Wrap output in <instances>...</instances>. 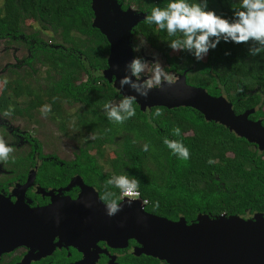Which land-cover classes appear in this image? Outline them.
Instances as JSON below:
<instances>
[{"label":"trees","instance_id":"16d2710c","mask_svg":"<svg viewBox=\"0 0 264 264\" xmlns=\"http://www.w3.org/2000/svg\"><path fill=\"white\" fill-rule=\"evenodd\" d=\"M118 1L123 9L132 6L146 15L169 2ZM92 3L93 0H3L0 40H20L33 56L25 60L31 68L14 71L15 77L5 84L0 99L7 101L5 94L23 97L29 101L28 111L31 107L41 110L64 135L76 138L78 148L69 176L80 174L102 193L112 191L120 196L118 188L106 186L113 176L138 179V189L148 200L149 211L172 220L184 217L189 224L203 214L230 218L241 216L249 207L263 209L264 195L260 192H264V152L260 153L258 144L249 138L239 136L221 122L208 120L190 106L155 105L143 110L136 101V115L124 123L107 118L104 105L118 103L124 96L104 74L111 44L94 23ZM239 6L240 0H207L208 10L230 21L235 19L234 10ZM145 18L133 28V40L143 38L159 52L165 59L166 71H186L189 84L206 88L213 96L225 94L237 114L256 108L250 115L256 119L264 111V52L253 56L249 52L251 42L221 40L202 60L187 49L172 54L169 42L175 37L146 23ZM35 24L39 28L25 33V28ZM46 31L55 35L54 41L42 38ZM21 35L25 39L21 40ZM41 78L48 80L46 86L39 82ZM66 104L76 108L68 111ZM46 108L51 110L45 112ZM158 108L163 114L157 117ZM176 127L181 130L179 136L173 135ZM166 137L181 141L190 152L189 159L174 155L164 144ZM106 147L112 150L113 157L105 155ZM53 164L52 174H58L59 168ZM50 171L49 167L43 172ZM136 255L135 260L145 264L165 261L146 253Z\"/></svg>","mask_w":264,"mask_h":264},{"label":"water","instance_id":"95a60500","mask_svg":"<svg viewBox=\"0 0 264 264\" xmlns=\"http://www.w3.org/2000/svg\"><path fill=\"white\" fill-rule=\"evenodd\" d=\"M92 7L94 23L107 35L111 44L109 66L104 74L123 96L137 95L127 86L121 91L119 80L126 74L125 65L134 58L133 28L146 14L136 12L130 17V7L123 9L118 0H102V3L93 0ZM120 23L126 30L123 34L118 33ZM176 77L174 84L164 82L162 88L151 89L147 98L137 95L141 108L146 110L155 105L194 107L208 120L225 124L239 136L249 138L264 149V125L260 120L250 118L256 108L237 114L225 95L213 96L205 88L189 84L186 71L176 74ZM146 78L143 76L141 79ZM75 185L81 186L83 191L95 190L80 175L73 177L67 188ZM84 199L86 197L81 195L69 208L67 201L57 195L47 207L20 213L15 211L7 214L10 215L7 220L0 218V252L22 244L43 247L44 243L52 251L56 236L86 251L95 247L99 239L107 240L112 246H125L129 238H135L140 243L136 247L137 254L153 255L169 264H264V218L259 215L245 219L224 215L212 218L203 214L198 221L189 224L184 217L172 220L147 213L142 200L136 199L131 206L123 200L122 210L109 217L99 195L96 198L99 203L93 212L82 207ZM90 214L95 218L85 219ZM88 223L92 224L89 228L86 227Z\"/></svg>","mask_w":264,"mask_h":264},{"label":"flooded vegetation","instance_id":"af4514ba","mask_svg":"<svg viewBox=\"0 0 264 264\" xmlns=\"http://www.w3.org/2000/svg\"><path fill=\"white\" fill-rule=\"evenodd\" d=\"M21 38V40L25 39L23 35ZM0 41L13 42H8L6 39ZM16 45L14 53L11 52L13 58L11 61L6 59V49L12 47L4 46L3 48L5 62L0 65L6 73L10 74V77L7 79L6 76L0 75V81L10 82L15 77L14 71L24 72L27 67L31 68L25 60L29 56H33L32 50L20 40H17ZM171 72L180 73L178 71ZM4 82L1 85L0 97L4 91ZM39 82L44 86L47 85V83L44 84V78H41ZM208 93L210 92L208 91ZM4 96L9 103L7 104L4 98L0 99V137L13 148V152L7 162H0V218L7 220L10 217L7 214L15 211L20 213L24 210L33 211L47 207L52 204L54 196L57 195L67 201L69 208L74 201L84 195L86 199L81 201L82 207L93 212L99 203L96 200L97 196L101 197L105 192L102 193L98 186L83 176L85 183L93 186L95 190L83 191L79 185L67 188L73 177L80 175L74 173L69 176L72 170L70 165L78 144H74L75 150L69 149L72 151V158L61 157L54 152V149L52 151L47 150L46 145L37 137V133L49 134V130H45L44 123L54 121L36 108L31 107L28 111L29 101H24L23 97L10 94ZM67 105L69 106V104ZM10 107L13 109L11 115L4 116ZM42 118L45 119L44 122H42ZM251 119L260 120L264 125V111L256 119ZM52 125L54 127V124ZM256 146L260 153L264 152V149H260L259 145ZM55 155H57V159ZM54 162L59 168L58 174H52ZM49 167L50 173L43 172ZM260 194L264 195V192H260ZM119 198H121L120 202L123 200L127 202L128 200L122 193ZM89 203L91 206H86ZM15 205L19 207L16 208ZM144 211L154 214L147 209V204H144ZM257 215L264 218V208L261 210L252 207L246 208L241 217L252 219ZM94 218V214L85 217V219L90 220ZM91 226L92 224H86L87 228ZM53 243L55 246L52 251L44 243L43 247L22 244L10 251L0 252V264H145V261L135 260L137 257L136 247L140 246L135 238H129L125 246H112L107 240L99 239L95 242L96 246L90 247L88 251L66 243V241H61L60 236H56ZM166 263V261L158 262V264Z\"/></svg>","mask_w":264,"mask_h":264},{"label":"clouds","instance_id":"9594fccd","mask_svg":"<svg viewBox=\"0 0 264 264\" xmlns=\"http://www.w3.org/2000/svg\"><path fill=\"white\" fill-rule=\"evenodd\" d=\"M234 17L235 19L230 21L208 10L207 0L195 3H189L188 0H169L165 7L153 8L145 19L146 23L155 24L160 30H166L170 37H175L169 42L171 49L175 51L187 49L197 60H202L221 40L237 44L251 42L253 46L249 52L253 56L264 52V0H240V6L234 10ZM149 64L141 57H134L128 62L125 65L126 74L119 80L120 90L127 86L137 95L147 98L151 89L162 88L164 82L169 85L175 83L158 60L151 62L152 67H149ZM145 74L147 78L141 79ZM137 95H125L118 103L105 104L107 118L110 121L124 123L134 117ZM50 110L46 108L45 112ZM12 111L10 107L4 116L11 115ZM162 114L159 108L155 112L157 117ZM180 134V128L176 127L173 135ZM164 144L174 155L184 160L189 159L190 152L181 141L166 137ZM144 150L147 151V145ZM12 152L13 148L0 137V162H7ZM106 186L118 188L123 196L128 198L129 206L139 196V180L129 179L125 175L113 176L107 180ZM100 199L105 203L107 216L113 217L122 210L121 198L116 197L114 192L107 191ZM86 206L90 207L91 204ZM156 206H159L158 202ZM56 222L59 224V217Z\"/></svg>","mask_w":264,"mask_h":264},{"label":"rangeland","instance_id":"374dc122","mask_svg":"<svg viewBox=\"0 0 264 264\" xmlns=\"http://www.w3.org/2000/svg\"><path fill=\"white\" fill-rule=\"evenodd\" d=\"M104 1H106V0H104ZM100 2L102 3V0H100ZM2 4H3V0H0V6H2ZM129 7H130V11L128 12V14L130 17L133 16L134 14H136V12H139L138 9H136L134 7L131 8L132 6H129ZM122 25L123 24L120 23V26H118L120 28V31H118L119 34H123V32L126 31L124 25L123 26ZM37 28H39V26L37 24H35L33 28L32 27L25 28L24 31H25V33L28 34ZM41 36L44 40H48L49 42L51 40H53V41L55 40L54 39L55 35L50 31L42 32ZM56 39L58 40L57 37H56ZM16 42L17 41H13L12 43H5V42L0 41V64L5 62V51L3 49L4 46H8V47L11 46L12 47V48L6 49L7 50L6 59L8 61L13 60L11 52H12V54L14 53V48H16V46H17ZM132 47H133L134 57H137V55H138V57H141L144 60H147L150 63L149 67H152L151 62L157 61V60L161 63V65L163 67H165L166 62H165L164 57L159 52H157L155 49H153L145 39L140 38L136 42L133 40ZM171 51H172V54L179 52V51H175L173 49ZM166 72L169 74V76L172 80L177 78L176 74L174 72H168V71H166ZM0 75L6 76L7 79H9V77H10V74L6 73V71L3 69V67L1 65H0ZM144 76L147 77L146 74ZM44 81H45L44 84H46L48 80L46 78H44ZM3 82H4V80L0 81V89H1V85ZM75 108H76V106L72 108V107H70V105L69 106L67 105L65 107V109L68 111H72ZM38 120L40 122L39 118H38ZM44 120L45 119L42 118V122H44ZM44 124H45V130H49V134L37 133V137L41 140V142H43L46 145L47 150L52 151L54 149V152L59 154L61 157L65 156L66 158H72L73 154H72V151H70V150L76 149V147L74 146V144H76V143L78 144L76 138H74L73 136L64 135L59 130L58 125L55 122L50 121V122H47ZM52 124H54V127ZM69 134L73 135V133H71V132H69ZM105 150H106L105 155L107 157H113L114 156V153L112 152L111 149H108L106 147Z\"/></svg>","mask_w":264,"mask_h":264},{"label":"built area","instance_id":"2783aa9c","mask_svg":"<svg viewBox=\"0 0 264 264\" xmlns=\"http://www.w3.org/2000/svg\"><path fill=\"white\" fill-rule=\"evenodd\" d=\"M138 192H139V196H138V198L137 199H141L142 200V202L144 203V204H147L148 203V200L147 199H144L143 197H142V195H141V192H140V190L138 189Z\"/></svg>","mask_w":264,"mask_h":264}]
</instances>
